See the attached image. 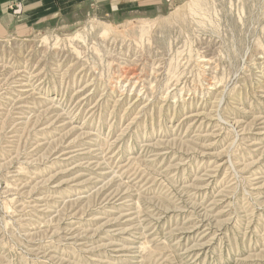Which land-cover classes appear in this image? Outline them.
<instances>
[{
  "label": "rangeland",
  "instance_id": "obj_1",
  "mask_svg": "<svg viewBox=\"0 0 264 264\" xmlns=\"http://www.w3.org/2000/svg\"><path fill=\"white\" fill-rule=\"evenodd\" d=\"M157 1L0 16V264H264V0Z\"/></svg>",
  "mask_w": 264,
  "mask_h": 264
},
{
  "label": "crops",
  "instance_id": "obj_2",
  "mask_svg": "<svg viewBox=\"0 0 264 264\" xmlns=\"http://www.w3.org/2000/svg\"><path fill=\"white\" fill-rule=\"evenodd\" d=\"M157 0H0V16L17 22L19 27H37L58 22H78L95 12L121 11L122 14L136 8L139 15H145L146 8ZM11 6V11L9 9ZM149 6V7H146Z\"/></svg>",
  "mask_w": 264,
  "mask_h": 264
},
{
  "label": "bare ground",
  "instance_id": "obj_3",
  "mask_svg": "<svg viewBox=\"0 0 264 264\" xmlns=\"http://www.w3.org/2000/svg\"><path fill=\"white\" fill-rule=\"evenodd\" d=\"M103 34H108V33H103ZM263 120H264V119H263ZM261 124H262V123H261ZM250 125H251V124H250ZM251 126H252V125H251ZM251 126H250V127H251ZM250 127H249V128H250ZM252 127H253V126H252ZM253 130H254V128H253ZM258 133H259V132H258ZM261 147H262V146H261ZM263 149H264V148H263ZM263 153H264V151H263Z\"/></svg>",
  "mask_w": 264,
  "mask_h": 264
}]
</instances>
